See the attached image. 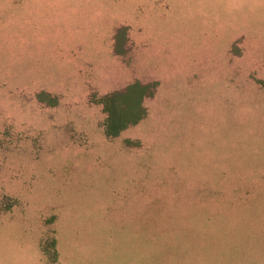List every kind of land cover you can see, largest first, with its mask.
<instances>
[{
    "label": "rangeland",
    "instance_id": "1",
    "mask_svg": "<svg viewBox=\"0 0 264 264\" xmlns=\"http://www.w3.org/2000/svg\"><path fill=\"white\" fill-rule=\"evenodd\" d=\"M0 264H264V0H0Z\"/></svg>",
    "mask_w": 264,
    "mask_h": 264
},
{
    "label": "trees",
    "instance_id": "2",
    "mask_svg": "<svg viewBox=\"0 0 264 264\" xmlns=\"http://www.w3.org/2000/svg\"><path fill=\"white\" fill-rule=\"evenodd\" d=\"M124 44L126 31L125 28H119L114 34L113 53L124 56L126 53ZM155 89V83L133 82L99 98L97 103L105 118L103 123L105 137L116 138L125 129L144 119L147 113L144 101L153 96Z\"/></svg>",
    "mask_w": 264,
    "mask_h": 264
}]
</instances>
